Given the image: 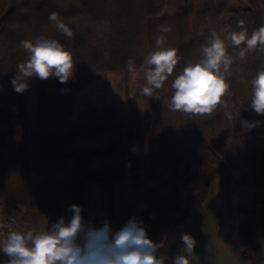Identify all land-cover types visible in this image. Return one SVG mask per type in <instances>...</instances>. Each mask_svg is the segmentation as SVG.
Wrapping results in <instances>:
<instances>
[{
    "label": "trees",
    "instance_id": "trees-1",
    "mask_svg": "<svg viewBox=\"0 0 264 264\" xmlns=\"http://www.w3.org/2000/svg\"><path fill=\"white\" fill-rule=\"evenodd\" d=\"M164 7L165 0H0V198L45 216L47 230L61 218L69 222L73 204L81 206L86 221L84 183L97 182L102 217L94 226L108 220L116 231L114 183L129 180L134 202L146 204L138 218L149 238L159 244L157 255L171 264L170 258L179 252L191 264L192 254L182 252L181 238L190 235L195 246L200 241L204 203L219 165L230 219L237 224L238 256L249 264H264L262 246L251 235L257 206L264 203V170L254 172L257 188L240 208L233 205L227 187L230 174L255 170L260 163L264 115L251 108L250 99L251 80L264 69V51L248 53L241 61L238 49H228L233 64L226 74V107L195 116L169 107L172 81L189 62L200 59L201 47L213 30L239 31L242 20L250 36L264 25V15L255 1L220 9L217 0H200V9L194 12L184 1L172 15H166ZM53 12L72 30V38L49 20ZM161 27L170 31L161 34ZM158 33L165 37L164 47L175 48L180 59L164 86L151 97L145 95V110L124 109L122 102H115L87 109L77 127H71L68 118L75 94L103 73L128 71L129 59L136 70L145 71L144 60L156 50ZM38 37L57 39L72 54V77L61 83L54 76L47 80L34 76L28 79V88L17 93L11 81L28 58L22 41ZM225 111L233 118L228 119ZM147 126L155 145L154 173L148 165ZM128 128L135 154L129 151ZM102 135L115 143L114 148L104 154L90 152L76 173L73 149L81 140ZM216 213L221 220V209ZM12 231L0 224V240Z\"/></svg>",
    "mask_w": 264,
    "mask_h": 264
},
{
    "label": "clouds",
    "instance_id": "clouds-1",
    "mask_svg": "<svg viewBox=\"0 0 264 264\" xmlns=\"http://www.w3.org/2000/svg\"><path fill=\"white\" fill-rule=\"evenodd\" d=\"M49 20L56 24L59 32L72 38V30L53 12ZM239 31L213 30L207 43L201 47V57L189 62L172 81V95L169 107L191 115L213 113L218 106H224L223 97L229 92L226 74L230 73L233 58L230 47L238 49L239 59L256 50L264 51V25L249 36L244 21H238ZM160 32L170 28L161 27ZM156 50L144 60L145 80L148 86L143 95L153 96L173 74L179 57L175 48H165V37H157ZM28 53L27 61L18 65V75L11 84L14 91L23 93L28 88V79L38 77L47 80L57 77L66 83L73 74L72 54L57 40L38 37L34 42L22 41ZM129 72L136 71L135 62L126 64ZM251 108L264 115V69L259 70L251 80ZM232 119V114L225 111ZM248 125L247 121H243ZM73 215L69 222L59 219L50 229L40 231H12L5 240H0V252L9 257L7 264H166L164 257L158 256L159 244L149 238L143 221L130 218L119 230L113 231L111 222L105 220L99 228L86 222L81 215L82 208L73 204L69 209ZM183 253L191 254L195 240L188 234L182 235ZM171 264H189L187 255L177 253L170 258Z\"/></svg>",
    "mask_w": 264,
    "mask_h": 264
},
{
    "label": "rangeland",
    "instance_id": "rangeland-1",
    "mask_svg": "<svg viewBox=\"0 0 264 264\" xmlns=\"http://www.w3.org/2000/svg\"><path fill=\"white\" fill-rule=\"evenodd\" d=\"M184 1L189 12H194L200 9V0H165L164 13L172 15L176 12L177 7L184 6ZM255 1L260 5L261 11L264 15V0H217V5L220 9H227L232 7L247 6L250 2ZM162 34V32H161ZM161 34L155 37L157 38ZM147 86L145 80V71L136 70L135 72L118 71L106 72L95 77L88 85L75 94L74 111L69 116L68 122L71 127H76L78 117L82 112L87 110L88 104L102 101L110 96L113 103L122 102V107L128 109L131 106L145 110L147 106V98L142 94V89ZM115 101V102H114ZM112 104V103H111ZM127 138H132V130L127 129ZM146 149L149 154L148 165L149 171L154 173L157 170L154 154L155 145L153 140L152 128L147 126L145 128ZM109 139L106 135L99 136L93 140H81L73 149L76 157L82 154H89L90 152L101 153L99 150L106 149ZM105 151V150H104ZM107 153V152H106ZM135 154V153H134ZM264 170V148L262 149L260 163L255 170H240L235 171L229 175L228 190L231 194V200L236 208H240L247 197L252 195L256 190L257 174L254 173L259 170ZM213 179L209 186L210 192H215V205L222 204L228 209V205L224 206L227 200L226 186L223 180L220 166L217 165L213 174ZM219 191H221V194ZM219 192V193H218ZM264 193V191H263ZM211 203V202H210ZM47 218L40 213L29 210L27 207L17 204L3 198H0V224L8 228L10 231H40L46 227ZM227 242L237 247V229L236 223L224 225L221 231ZM2 240L7 238V234L2 235ZM10 258L0 252V264H7Z\"/></svg>",
    "mask_w": 264,
    "mask_h": 264
},
{
    "label": "crops",
    "instance_id": "crops-1",
    "mask_svg": "<svg viewBox=\"0 0 264 264\" xmlns=\"http://www.w3.org/2000/svg\"><path fill=\"white\" fill-rule=\"evenodd\" d=\"M109 95L105 99H102V101L88 104L86 108L96 109L106 107L108 104L113 103V100H111ZM130 109L132 111L142 110L133 108L132 106ZM76 123L78 125V122ZM128 143L130 153L134 154L132 138H128ZM114 146L115 143L109 140L106 149H101L99 151L106 153L111 151ZM73 151L71 157L72 169L78 173L85 166L88 154H82V156L79 155L76 157V154H74ZM113 192L115 200V222L118 225L117 230H119L130 218L135 217L139 220L138 217L141 212L146 209V204L134 202L132 187L129 180L116 181L114 183ZM219 192L221 193V191ZM84 197L86 222L94 225V220L102 217V193L100 184L97 182H85ZM214 198L215 192L208 191L204 203L205 220L202 224V237L191 253V264H249L247 261L239 258L237 249L231 246L221 233L224 225L228 226L234 222L230 219L228 200L224 202V206H226V204L228 205L227 209L226 207H223L222 204L215 205ZM218 208L221 209V220L217 217L216 212ZM235 223L236 222H234V224ZM43 229L45 230V228ZM251 235L253 240L261 244L264 253V203L257 206L255 223ZM235 240H237V238Z\"/></svg>",
    "mask_w": 264,
    "mask_h": 264
},
{
    "label": "built area",
    "instance_id": "built-area-1",
    "mask_svg": "<svg viewBox=\"0 0 264 264\" xmlns=\"http://www.w3.org/2000/svg\"><path fill=\"white\" fill-rule=\"evenodd\" d=\"M2 239H3V238H2ZM2 239H1V240H2Z\"/></svg>",
    "mask_w": 264,
    "mask_h": 264
}]
</instances>
